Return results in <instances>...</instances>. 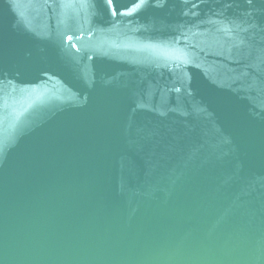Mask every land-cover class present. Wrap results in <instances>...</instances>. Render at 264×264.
Returning a JSON list of instances; mask_svg holds the SVG:
<instances>
[{
	"label": "water",
	"instance_id": "water-1",
	"mask_svg": "<svg viewBox=\"0 0 264 264\" xmlns=\"http://www.w3.org/2000/svg\"><path fill=\"white\" fill-rule=\"evenodd\" d=\"M0 264H264V0H0Z\"/></svg>",
	"mask_w": 264,
	"mask_h": 264
},
{
	"label": "snow or ice",
	"instance_id": "snow-or-ice-1",
	"mask_svg": "<svg viewBox=\"0 0 264 264\" xmlns=\"http://www.w3.org/2000/svg\"><path fill=\"white\" fill-rule=\"evenodd\" d=\"M143 2V0H141V3ZM109 3H111V0H109ZM139 6V5H138Z\"/></svg>",
	"mask_w": 264,
	"mask_h": 264
}]
</instances>
